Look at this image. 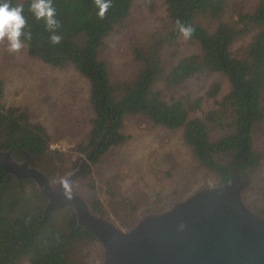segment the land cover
<instances>
[{"label":"trees","instance_id":"16d2710c","mask_svg":"<svg viewBox=\"0 0 264 264\" xmlns=\"http://www.w3.org/2000/svg\"><path fill=\"white\" fill-rule=\"evenodd\" d=\"M163 2L161 29L146 43L133 47L134 72L126 79L112 81L100 49L129 16L133 0H110L102 17L97 0H53L60 22L58 44L49 39L44 21L29 11L31 0H13L24 5L26 29L31 33L25 42L28 55L54 68L72 66L88 83L92 117L83 136L87 141H80L74 149L77 157L73 166L77 167L81 155L93 149L80 180L92 174L90 163L98 164L127 142L122 131L125 118L139 115L155 126L181 129L182 139L199 166L215 176V187L226 185L234 177L245 181L263 160L253 136L256 128L264 129V0H257L250 12L237 11L230 22L223 19L226 0ZM177 19L193 26L194 33L186 40L197 46V52L181 56L176 51L184 39L176 28ZM246 36L250 40L245 52L234 56L233 44ZM213 73L226 77L229 91L201 118L192 115L200 108V98L192 103L166 95L189 80ZM218 93L215 83L207 95L215 98ZM51 141L47 129L32 122L25 110L5 104L0 79V150L11 151L16 161L30 159L54 180L66 169L62 153L50 149ZM252 186L248 182L245 189ZM87 188V201L96 214L113 218L125 229L139 219V205L117 192L114 177L104 180L101 191L89 183ZM254 189L264 196L263 190ZM96 192L106 196L107 205ZM47 202V196L30 178L5 174L0 165V264H89L87 247L98 240L78 225L71 209L46 210ZM168 205L142 214L164 210ZM251 209L264 218V205ZM110 210L121 215H112Z\"/></svg>","mask_w":264,"mask_h":264},{"label":"rangeland","instance_id":"374dc122","mask_svg":"<svg viewBox=\"0 0 264 264\" xmlns=\"http://www.w3.org/2000/svg\"><path fill=\"white\" fill-rule=\"evenodd\" d=\"M256 3L257 0H226L223 19L230 22L237 11L250 12ZM164 19L163 0H133L129 16L114 28L100 49V58L106 62L112 81L132 75L136 67L133 47L146 43L152 34L161 29ZM249 40L250 37L246 36L233 44L231 51L234 56H241L245 52ZM197 49L195 44L181 39L176 51L182 56L195 53ZM0 79L4 84L5 104L25 110L32 122H39L47 129L52 138L50 149L63 155L62 166L66 171L61 176L76 170L79 165L73 166L77 157L74 149L80 141H87L83 136L92 117L88 106L87 81L72 66L54 68L29 56L25 45L19 53H10L4 42H0ZM215 83L218 84L219 93L215 98H210L207 93ZM228 91L226 77L213 73L200 80H189L173 91H166V95L191 100L192 103L200 98V108L192 115L201 118L214 109L215 101L221 100ZM122 131L128 137L127 142L112 150L98 164L90 163L92 174L74 182L73 191L86 201L90 193L88 183L95 185L96 191H101L104 180L114 177L117 192L133 205H139L136 215L140 219L144 216L142 211L164 204H169V208L174 202L200 189L216 188L215 176L199 166L182 139L181 129L168 130L151 124L143 116L130 115L125 118ZM211 137H215L214 131ZM253 138L255 148L263 153V160L258 170L251 174V180L244 181V188L240 192L243 203L252 212L251 207L264 205V196L254 189L264 191V129L256 128ZM84 157V154L81 155V161ZM30 166L45 173L31 160ZM78 181L80 183L75 189ZM248 182L253 186L245 189ZM95 194L107 205L105 195L100 192ZM107 218L114 221L111 217ZM87 250L88 263L100 264V243L91 244Z\"/></svg>","mask_w":264,"mask_h":264},{"label":"water","instance_id":"95a60500","mask_svg":"<svg viewBox=\"0 0 264 264\" xmlns=\"http://www.w3.org/2000/svg\"><path fill=\"white\" fill-rule=\"evenodd\" d=\"M76 170L51 180L18 162L11 151L0 150L5 174L30 178L52 207L71 209L78 225L101 245L100 264H264V218L250 211L239 192L220 205L224 191L201 189L171 207L150 212L128 229L92 211L86 199L73 191L91 152Z\"/></svg>","mask_w":264,"mask_h":264},{"label":"clouds","instance_id":"9594fccd","mask_svg":"<svg viewBox=\"0 0 264 264\" xmlns=\"http://www.w3.org/2000/svg\"><path fill=\"white\" fill-rule=\"evenodd\" d=\"M29 11L37 20H43L53 44H58L61 36L57 33L60 22L53 0H31ZM98 14L102 17L110 7V0H97ZM27 20L24 5L13 3V0H0V42L6 44L7 51L19 53L25 42L31 39V33L26 29ZM176 28L184 39H190L194 28L190 24L176 20Z\"/></svg>","mask_w":264,"mask_h":264},{"label":"flooded vegetation","instance_id":"af4514ba","mask_svg":"<svg viewBox=\"0 0 264 264\" xmlns=\"http://www.w3.org/2000/svg\"><path fill=\"white\" fill-rule=\"evenodd\" d=\"M251 178H252V175L249 174L247 179L251 180ZM244 183L245 182L242 181L239 177H234L226 185L216 187L217 189L224 191L223 196H221L222 201L220 202V205L221 206L225 205L224 203L229 202V199H231V197L234 196L235 193H237V192L240 193L241 190L244 188Z\"/></svg>","mask_w":264,"mask_h":264}]
</instances>
